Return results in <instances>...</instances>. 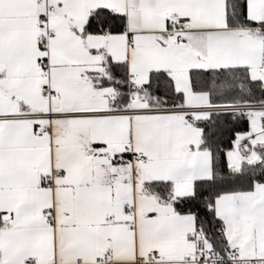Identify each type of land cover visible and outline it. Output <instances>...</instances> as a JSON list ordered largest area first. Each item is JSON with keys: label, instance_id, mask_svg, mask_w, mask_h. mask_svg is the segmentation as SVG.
Returning <instances> with one entry per match:
<instances>
[{"label": "snow or ice", "instance_id": "snow-or-ice-1", "mask_svg": "<svg viewBox=\"0 0 264 264\" xmlns=\"http://www.w3.org/2000/svg\"><path fill=\"white\" fill-rule=\"evenodd\" d=\"M0 264H264V0H0Z\"/></svg>", "mask_w": 264, "mask_h": 264}, {"label": "trees", "instance_id": "trees-1", "mask_svg": "<svg viewBox=\"0 0 264 264\" xmlns=\"http://www.w3.org/2000/svg\"><path fill=\"white\" fill-rule=\"evenodd\" d=\"M230 120V118H229ZM237 127L239 129H242L243 128V124L242 123H237V124H234V123H228L224 126V130L222 131H217V134L216 136L214 137V139H216L217 141H223V144H221V147L222 148H226L229 144V139H228V131L227 129H230L232 127ZM207 131H211V129H207Z\"/></svg>", "mask_w": 264, "mask_h": 264}]
</instances>
